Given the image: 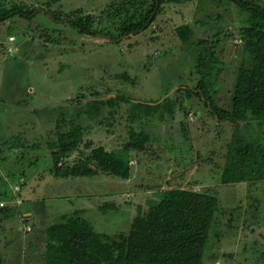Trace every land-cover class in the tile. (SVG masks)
<instances>
[{"label": "rangeland", "instance_id": "1", "mask_svg": "<svg viewBox=\"0 0 264 264\" xmlns=\"http://www.w3.org/2000/svg\"><path fill=\"white\" fill-rule=\"evenodd\" d=\"M9 1L37 12L0 23V209L8 207L0 211V264H45L44 229L62 217H83L96 232H126L137 207L145 212L174 187L218 200L201 264H264V180L220 182L233 133L257 140L259 125L218 122L185 93L203 79L228 109L245 13L226 0L167 3L144 31L111 41L104 35L115 32L113 23L92 37L48 12L98 16L121 0ZM180 25L192 31L185 43L175 33ZM75 125L80 143L63 165L102 146L127 159L129 176H53L57 133ZM140 130L144 149L122 150Z\"/></svg>", "mask_w": 264, "mask_h": 264}, {"label": "trees", "instance_id": "2", "mask_svg": "<svg viewBox=\"0 0 264 264\" xmlns=\"http://www.w3.org/2000/svg\"><path fill=\"white\" fill-rule=\"evenodd\" d=\"M60 0H44L50 6ZM201 0H121L98 16L75 9L67 13L48 12L53 22H64L78 34L96 37L104 33V22L115 24V32L106 31L111 41L144 31L167 3ZM246 15L239 29L241 47L228 109L213 101L207 84L199 79L193 90L185 93L202 100L208 113L218 122L239 124L254 120L260 128L257 140H246L233 133L228 144L229 163L221 173V183L264 180V5L258 0H226ZM37 9L24 4L0 0V23L12 18L31 20ZM175 33L182 42L192 35L190 27L180 25ZM53 42L52 40H49ZM203 43L202 41H200ZM201 60V59H200ZM126 80L125 75H121ZM123 101L127 97L117 95ZM111 99L106 103H110ZM237 127V125H236ZM82 131L73 126L57 133L51 151L50 173L55 177L93 176L98 173L126 179L130 169L127 159L104 147L92 148L90 154L78 157L71 165L61 163L76 149ZM148 135L131 131L122 150L142 151ZM86 147L90 144L86 143ZM53 148V147H52ZM218 200L214 195L174 187L158 193L145 212L137 207L126 232H96L83 217H62L44 229L45 264H201L211 221ZM106 209L99 207V210ZM7 215L8 207L0 209Z\"/></svg>", "mask_w": 264, "mask_h": 264}, {"label": "crops", "instance_id": "3", "mask_svg": "<svg viewBox=\"0 0 264 264\" xmlns=\"http://www.w3.org/2000/svg\"><path fill=\"white\" fill-rule=\"evenodd\" d=\"M99 174V173H98ZM97 175V174H96ZM106 175V174H105ZM94 176V175H93ZM68 177V176H65ZM84 208H80V210H83ZM27 214L28 217H31L32 213L30 211L24 212V215ZM26 216V215H25ZM130 223V222H129ZM128 223V224H129Z\"/></svg>", "mask_w": 264, "mask_h": 264}, {"label": "built area", "instance_id": "4", "mask_svg": "<svg viewBox=\"0 0 264 264\" xmlns=\"http://www.w3.org/2000/svg\"><path fill=\"white\" fill-rule=\"evenodd\" d=\"M13 38L12 37H9V40L11 41ZM8 51H10L11 50V48H8L7 49ZM131 163V162H130ZM27 230H29V227H27Z\"/></svg>", "mask_w": 264, "mask_h": 264}]
</instances>
